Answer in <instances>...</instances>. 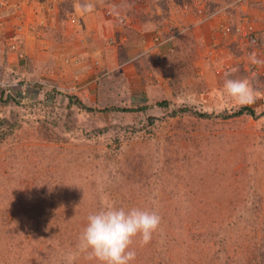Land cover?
Returning <instances> with one entry per match:
<instances>
[{
    "label": "rangeland",
    "instance_id": "rangeland-1",
    "mask_svg": "<svg viewBox=\"0 0 264 264\" xmlns=\"http://www.w3.org/2000/svg\"><path fill=\"white\" fill-rule=\"evenodd\" d=\"M157 1L164 15L178 12L180 0ZM113 2L118 11L127 3ZM166 18L148 24L151 45L169 31ZM254 32L257 47L228 50L187 35L166 57L145 53L97 83L119 87L95 107L167 99V108L91 112L82 90H69L78 75L60 86L0 70V264H67L69 253L72 264H98L78 250L79 236L109 203L161 217L150 243L133 238L131 264H264V33ZM229 72L249 80L256 98L246 105L258 117L222 116L244 106L223 92ZM185 106L212 117L174 113Z\"/></svg>",
    "mask_w": 264,
    "mask_h": 264
},
{
    "label": "crops",
    "instance_id": "crops-1",
    "mask_svg": "<svg viewBox=\"0 0 264 264\" xmlns=\"http://www.w3.org/2000/svg\"><path fill=\"white\" fill-rule=\"evenodd\" d=\"M203 1L207 9L223 12L209 21L199 23L195 11L181 8L183 0L172 2L178 6V12L173 10L171 15L170 12H166L167 15L162 13L157 0H126L125 9L119 12L128 22L120 25L115 18L106 14L111 6L117 7L113 0H0L5 20L0 26V70L6 68L27 79L45 78L60 86L65 80L78 75L83 85L79 93L80 100L88 106H94L100 100L98 95L104 97L105 91L119 87L113 84L111 87H98L97 83L103 76L115 68L135 66L134 61H139L145 53L166 57L178 50L176 44L182 40L181 37L188 35V42L201 44L213 41L222 45L221 49L228 50L225 46L233 49L232 43L241 49L245 47V38L240 32H235L237 27L245 23L259 35L264 33V0L242 4H235L236 0ZM64 3L70 4L69 8H64ZM84 4L93 5L92 11L79 10V6ZM165 17L167 22H173L170 23L174 30L167 32L166 26L162 31L159 30V34L164 38L173 34L176 37L160 48L150 49L151 41L146 40L147 26ZM19 23L23 25L22 34L18 35L20 49L25 54L23 58L9 50L6 40L7 35L16 31ZM220 23H230L235 31L231 35L221 34L218 29ZM113 38L118 43L111 44ZM119 50L129 60L120 62ZM74 58L79 59L78 63L72 62ZM96 61L99 65H96ZM114 62L116 66L108 69ZM103 97L102 101L105 100Z\"/></svg>",
    "mask_w": 264,
    "mask_h": 264
},
{
    "label": "clouds",
    "instance_id": "clouds-1",
    "mask_svg": "<svg viewBox=\"0 0 264 264\" xmlns=\"http://www.w3.org/2000/svg\"><path fill=\"white\" fill-rule=\"evenodd\" d=\"M92 8L91 4L79 6V10L84 12H91ZM251 59L256 62L254 55ZM225 75V95L238 105L254 102L256 93L247 78H227L231 72ZM160 222L161 217L155 211L139 208L125 210L111 203L105 204L88 215L87 224L79 236L78 250L86 253L87 259L98 261V264H131L136 258L135 250L130 249L133 238L138 236L140 246L147 245ZM65 259L67 264H72L76 254L69 253Z\"/></svg>",
    "mask_w": 264,
    "mask_h": 264
},
{
    "label": "built area",
    "instance_id": "built-area-1",
    "mask_svg": "<svg viewBox=\"0 0 264 264\" xmlns=\"http://www.w3.org/2000/svg\"><path fill=\"white\" fill-rule=\"evenodd\" d=\"M253 1L255 0H236L235 4L249 3ZM191 8H194L197 15L199 16V23H204L206 21H209L215 18L221 12H223L222 10L209 11L205 3L202 0H183V9L185 11H188ZM106 14L112 18H115L120 25H126L128 22V19L123 14H121L115 7L108 8L106 10ZM2 16H3L2 7L0 6V26H2L5 21L3 20ZM218 29H219V32L223 35H231L235 31V28L230 23H220ZM22 31H23V25L22 23H19L16 27V31L11 35L6 36L7 45L9 49L17 52V54L20 57H24L25 55L23 51H21L20 49L21 41H20V38L18 37V35L22 34ZM170 31H173L172 25H170L169 27V32ZM235 32H240V34H242V36L245 38L246 42H248L249 45H251L252 47H257L258 42H259L258 35L254 32L253 28L248 23L243 24L241 27H237ZM175 37H176V34H173L166 38L162 36H156L150 49L160 48L163 44H165L168 41H172ZM110 43L116 44L118 43V40L116 38H113L110 40ZM260 63L262 64V66H264L263 61H260ZM259 67H260V64L256 65L255 68H259ZM34 83L35 82L31 83L32 87ZM9 86L10 85L5 86L6 88L8 87L7 92L12 93V87H9ZM22 87H25V86H22ZM82 89H83V85L78 81L74 82L73 85L69 87V90L71 92H79ZM17 98H20V95H18Z\"/></svg>",
    "mask_w": 264,
    "mask_h": 264
},
{
    "label": "trees",
    "instance_id": "trees-1",
    "mask_svg": "<svg viewBox=\"0 0 264 264\" xmlns=\"http://www.w3.org/2000/svg\"><path fill=\"white\" fill-rule=\"evenodd\" d=\"M208 10L213 11L211 9H208ZM80 104L87 111H91V112H95V111H100V112H137V111H145L149 108H154V107L167 108L171 104V101L164 99V100L158 101L152 105H142V106H138V107L112 105V106H106L103 108H99V107H95V106H88L82 102H80ZM178 112H192V113L197 114L200 117H209V118L212 117L211 113H208L206 111L202 112V111L194 110L193 108L188 107V106L182 107V108L174 111V113H178ZM242 115H251L254 117L259 116L256 113V110L253 107H250L248 105L241 106L239 109L235 110L234 112L226 114V115L224 114L222 116H224V118H233V117H239ZM150 119H155V117L151 116Z\"/></svg>",
    "mask_w": 264,
    "mask_h": 264
}]
</instances>
